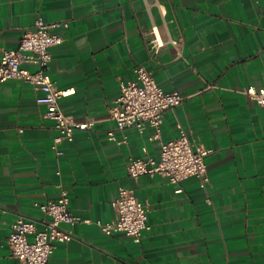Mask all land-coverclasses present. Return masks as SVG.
<instances>
[{
  "label": "crops",
  "instance_id": "1",
  "mask_svg": "<svg viewBox=\"0 0 264 264\" xmlns=\"http://www.w3.org/2000/svg\"><path fill=\"white\" fill-rule=\"evenodd\" d=\"M38 17L67 23L52 30L63 40L47 73L58 89H74L59 101L64 113L94 124L57 152L53 122L36 102L43 92L20 79L0 84V264H24L11 256V223L40 218L36 204L62 189L90 222L65 225L72 238L47 264H264V108L245 93L264 88V0H0V59ZM138 65L185 100L165 113L159 140L147 127L116 131L126 137L118 144L108 138L109 109ZM178 125L214 149L206 187L196 177H130L127 161L144 149L157 157ZM120 187L147 207L139 242L95 224L113 219Z\"/></svg>",
  "mask_w": 264,
  "mask_h": 264
},
{
  "label": "built area",
  "instance_id": "2",
  "mask_svg": "<svg viewBox=\"0 0 264 264\" xmlns=\"http://www.w3.org/2000/svg\"><path fill=\"white\" fill-rule=\"evenodd\" d=\"M66 26V22L48 23L38 17L22 35L17 49L4 50L0 59V84L10 79H20L43 92V95L36 98V102L46 109L43 117L53 122L57 135L52 148L57 152L60 143L73 141L75 131L91 129L94 124L93 121H74L64 113L59 101L73 94L74 89H58L47 73L52 60V48L60 45L63 40L52 30ZM153 45L160 47L158 43ZM28 66H34L36 70L32 71ZM134 74V79L120 82V96L109 109L116 127L108 131V138L118 144L125 142L126 137L118 141L116 131L137 129L142 132L147 127L155 131L151 139L159 140L165 113L185 100V96L178 91L166 92L144 65L136 66ZM245 93L264 108V88L248 87ZM178 128V137L160 143L157 157L149 156L144 149L143 157L130 158L126 163L128 175L134 179L143 175H160L171 183L196 177L200 186L206 187L209 180L206 158L214 149L192 141L181 125ZM36 206L42 214L40 218L19 215L11 223L8 239L11 256L24 264H47L56 244L66 243L72 238V234L63 228L65 225L90 222L72 213L69 194L65 189L61 190L56 200ZM113 206V219L106 222L97 220L95 224L107 236L120 233L139 242L143 233L150 229L145 203L131 189L120 187Z\"/></svg>",
  "mask_w": 264,
  "mask_h": 264
}]
</instances>
